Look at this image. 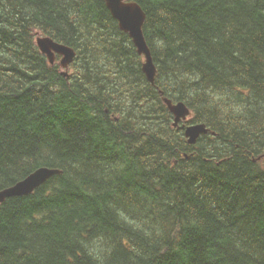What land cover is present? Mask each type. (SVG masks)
I'll list each match as a JSON object with an SVG mask.
<instances>
[{
    "label": "trees",
    "instance_id": "1",
    "mask_svg": "<svg viewBox=\"0 0 264 264\" xmlns=\"http://www.w3.org/2000/svg\"><path fill=\"white\" fill-rule=\"evenodd\" d=\"M128 1L154 85L106 0H0V191L60 171L0 204V264H264V0Z\"/></svg>",
    "mask_w": 264,
    "mask_h": 264
},
{
    "label": "water",
    "instance_id": "2",
    "mask_svg": "<svg viewBox=\"0 0 264 264\" xmlns=\"http://www.w3.org/2000/svg\"><path fill=\"white\" fill-rule=\"evenodd\" d=\"M106 3L112 16L118 21L120 29L129 34L139 55L145 58L143 72L148 81L154 85L157 70L144 36L143 27L146 21L144 9L138 3L128 0H106ZM37 45L40 52L47 56L52 65L55 64L57 55L61 56L60 65L65 70L64 75L68 74L67 71L76 58V52L72 48L58 44L51 38L41 35L37 38ZM164 102L174 116V127H179L181 122H187L191 110L185 103H173L167 98H164ZM184 134L189 144H196L202 136L209 134V128L203 123L189 124L185 127ZM59 173V170L47 167L37 169L15 186L0 191V204L9 198L32 194Z\"/></svg>",
    "mask_w": 264,
    "mask_h": 264
},
{
    "label": "bare ground",
    "instance_id": "3",
    "mask_svg": "<svg viewBox=\"0 0 264 264\" xmlns=\"http://www.w3.org/2000/svg\"><path fill=\"white\" fill-rule=\"evenodd\" d=\"M191 145H195V144H191ZM51 179V178H50ZM19 183V182H18ZM15 186V185H14ZM13 187V186H12ZM11 188V187H10ZM8 189V188H7ZM4 190H6V189H4ZM3 191V190H2Z\"/></svg>",
    "mask_w": 264,
    "mask_h": 264
},
{
    "label": "rangeland",
    "instance_id": "4",
    "mask_svg": "<svg viewBox=\"0 0 264 264\" xmlns=\"http://www.w3.org/2000/svg\"><path fill=\"white\" fill-rule=\"evenodd\" d=\"M192 118V117H191ZM191 118L189 120H191Z\"/></svg>",
    "mask_w": 264,
    "mask_h": 264
}]
</instances>
